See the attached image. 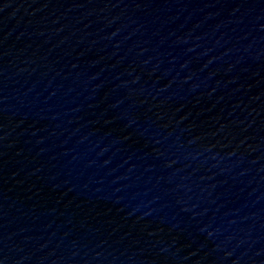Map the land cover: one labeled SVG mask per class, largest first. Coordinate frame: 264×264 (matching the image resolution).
I'll use <instances>...</instances> for the list:
<instances>
[{
  "label": "water",
  "instance_id": "water-1",
  "mask_svg": "<svg viewBox=\"0 0 264 264\" xmlns=\"http://www.w3.org/2000/svg\"><path fill=\"white\" fill-rule=\"evenodd\" d=\"M0 264H264V0H0Z\"/></svg>",
  "mask_w": 264,
  "mask_h": 264
}]
</instances>
